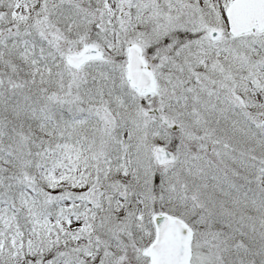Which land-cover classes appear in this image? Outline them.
<instances>
[{"label": "snow or ice", "instance_id": "snow-or-ice-1", "mask_svg": "<svg viewBox=\"0 0 264 264\" xmlns=\"http://www.w3.org/2000/svg\"><path fill=\"white\" fill-rule=\"evenodd\" d=\"M0 264H264V0H0Z\"/></svg>", "mask_w": 264, "mask_h": 264}]
</instances>
